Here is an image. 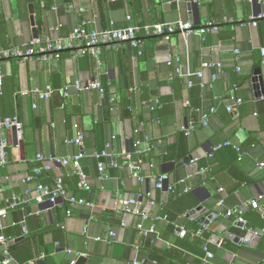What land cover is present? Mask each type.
Wrapping results in <instances>:
<instances>
[{
  "label": "crops",
  "instance_id": "obj_1",
  "mask_svg": "<svg viewBox=\"0 0 264 264\" xmlns=\"http://www.w3.org/2000/svg\"><path fill=\"white\" fill-rule=\"evenodd\" d=\"M263 3L0 0L4 49L27 50L36 39H64L83 23L87 30L143 29L188 22L198 28L214 23L220 29L204 38L177 33L169 42L139 33V48L126 45L104 50L97 57L65 51L59 59L47 61H3L2 115L17 117L23 123L21 139L15 129H0V144L5 145L9 160L8 165H0V202L7 214L4 233L16 257L10 264H71L81 257L85 264H132L134 260L143 264H264V236L258 233L255 247L238 242L247 229L226 216L228 210L241 208L256 230L263 222L248 205L257 201L264 210V94L257 97L262 88H255L253 82L258 69L264 81V20L253 26L254 18L264 14ZM165 45L170 47V55L159 49ZM168 56L185 74L203 72V78H192L196 85L189 88L191 78L174 75V67L166 61ZM95 81L106 90L104 95L99 90L74 87ZM45 93H50L49 99L41 98ZM230 93L243 99L234 115L226 110ZM157 95L164 105L160 122L155 117L157 112L150 109ZM187 101L204 111L217 108L207 127L201 113L197 115L186 106ZM140 121L145 122L152 140L161 141L143 166L144 181L122 166L120 158L118 167L112 159L103 158L108 178L100 181L94 158L108 142H112L109 152L113 156L128 150V141ZM191 122L197 128L187 136L181 128ZM78 133L85 134L81 164L90 190L79 188L71 167H54L37 181L24 183L41 165L39 155L46 162L53 157L78 155L81 150L68 144ZM225 142L231 145L211 158L213 148ZM237 148H242L244 155ZM188 157L193 161L185 164ZM199 166L206 167L208 173L199 174ZM159 175L169 176L176 193L155 188ZM60 176L65 178L71 196L87 199L95 207L72 206L64 199L48 211V202L34 192L39 183L53 185ZM184 189L189 192L184 193ZM120 196L138 199L141 209L152 218L170 216L175 222H159L154 234L141 231L137 228L139 217L118 208ZM14 198L17 206L9 203ZM200 208L207 211L193 218L191 214ZM207 215L213 219L209 225L201 224ZM151 223H144L145 230ZM220 240L224 243L218 246ZM205 244L214 254L212 260L206 259ZM42 255L45 258L39 260ZM34 259L36 263H32Z\"/></svg>",
  "mask_w": 264,
  "mask_h": 264
},
{
  "label": "built area",
  "instance_id": "obj_2",
  "mask_svg": "<svg viewBox=\"0 0 264 264\" xmlns=\"http://www.w3.org/2000/svg\"><path fill=\"white\" fill-rule=\"evenodd\" d=\"M128 20H131L128 17ZM264 20V14L256 16L254 18L253 26H258V21ZM219 27L214 23H208L204 28L195 29V26L188 23H181L176 26L173 25H165V24H154L152 26L145 27L143 29L136 28L134 26H129L125 29L121 30H100V29H91L87 30L86 23H83L81 26L75 28L66 38L64 39H52L47 37L45 39H36L31 43V46L27 50H21L20 48L15 49H4L1 46L0 39V129H15L17 131L18 137L22 138L23 131V123L17 117H5L2 115L1 111V98L3 95V84H4V73H3V61L11 58L23 59V60H32L37 58L39 60L47 61L51 57L59 59L61 55L65 51H74L76 53H89L94 56H99L102 54L104 50H116L126 45H131L135 48H139L140 41L138 40V34L143 33L145 36H157L162 38L165 42H169L171 38L177 34L181 33L183 36L187 37L189 35H195L201 38H204L206 35L211 33H218ZM141 53V52H140ZM239 53V51H238ZM262 64L264 65V49H262ZM168 66L174 67V63L170 60ZM174 75L180 77H188V87L193 88L195 86L192 78H203V72L196 73H188L185 74L181 67H174ZM217 79V76H213V81ZM202 87H205L204 84H200ZM77 90H99L102 95L105 94V90L98 82H90L86 86H81L79 83H76L74 86ZM212 87V86H211ZM237 90V89H235ZM25 94V93H24ZM50 93L41 94V98L49 99ZM156 104H159V99H155ZM229 105L226 107L228 113L234 115L237 114L239 108L243 104V99L237 97L236 95H231L229 98ZM186 106L189 107V102H186ZM153 108L151 109V111ZM217 112V108L212 107L208 112L202 114V123L204 127L209 125L211 117ZM141 127H144V123L141 124ZM197 125L194 122L189 123L186 126L181 128V131L189 136L191 135ZM152 138L149 134L145 136V140L143 145H147L145 148L139 142L136 143V146H141V148L137 151V154L142 155L143 153H150L157 148L161 141H154L151 143ZM85 134L78 133L74 138L68 140V144L80 149V153L73 157L59 158L53 157L49 162L45 161L44 156L39 155L37 157L38 161L41 165L34 170V175L27 177L24 183H32L37 181V178L41 176L45 172L51 171L54 167H71L74 170V173L79 177L80 183L79 188L81 190L87 191L90 190V184L88 182V178L83 171L81 160L83 158L82 150L84 148ZM230 142H225L224 144H219L213 148L212 153L210 154L211 158L215 157V154L219 152L223 147L230 146ZM112 148V142H108L104 151H102L99 155H97L98 159H112V164L115 167L120 166L117 164V158L121 159V165L128 167L131 173L138 178L140 182L144 181V178L141 176L142 172V160H133L132 155L126 150L120 155L113 156L110 154L109 150ZM238 153L242 156V150L237 148ZM123 160V161H122ZM195 163V162H193ZM9 164L7 151L5 145L3 143L0 144V165L6 166ZM107 166L104 161H100L98 164V170L100 172L99 180L104 181L108 178L106 173ZM207 168H203L199 170V174L204 175L208 173ZM155 188L157 190H168L171 193H176V186H174L170 182V178L167 175H159L155 180ZM221 191H223L221 189ZM184 193H188L189 189H184ZM32 192L30 190L27 191V194L30 195ZM39 199L48 202L50 205L48 211L52 210L55 206L59 204L61 200L68 199L72 206L81 205L89 208H94L95 204L91 201H88L84 198H76L69 194L65 184V178L63 176L58 177L55 180L53 185H45L39 183L36 187L35 192ZM140 195L139 197H141ZM224 200L220 201V204H224ZM12 206H17L18 200L14 198L11 202H9ZM249 207L253 210H258L263 213L261 205L257 201H251ZM118 208L125 213H130L134 216L139 217L140 223L137 225V228L144 232L149 233H157V224L162 221H167L168 217H154L152 218L148 213L144 212L141 209V203L138 199L133 198H124L123 196L119 197L118 200ZM244 210L239 208L235 210H228L226 216L229 218H235L238 223H241L245 226L246 229V221L244 220ZM6 211L1 208L0 202V247L2 248L3 256L0 259V264H10L14 261L13 257L10 254V241L5 236L4 233V220L6 218ZM68 215H71V212H68ZM151 221L150 228L145 230L144 223ZM64 228V227H63ZM85 232H88V226L85 227ZM254 231H248V234ZM199 234L202 232L199 231ZM255 235H258V232H254ZM248 234L246 236L241 237L240 239L245 243L249 244ZM114 236V235H113ZM230 238H234V235H230ZM95 240L99 241V238ZM223 240L218 241L217 245L221 246L223 244ZM206 253V259L212 260L214 258V254L209 250L206 246L204 248ZM45 258V255H42L39 260ZM77 259L73 260L71 264H77ZM33 261L32 263H35ZM132 264H143V262L139 260H134Z\"/></svg>",
  "mask_w": 264,
  "mask_h": 264
},
{
  "label": "trees",
  "instance_id": "obj_3",
  "mask_svg": "<svg viewBox=\"0 0 264 264\" xmlns=\"http://www.w3.org/2000/svg\"><path fill=\"white\" fill-rule=\"evenodd\" d=\"M105 92H106V90H105ZM230 96H231V93L227 97V100L230 98ZM156 97L159 99V104H155V102H154V104L151 105L150 109L153 108V110H152L153 113L154 112H157V114L155 115V117H156L157 121L160 122L164 118V112L162 111L164 109V108H162L164 105H162L163 99L160 98L158 95ZM188 102H189V107L188 108L191 109V110H193V111H195L197 115L199 113H201V116H202L203 113L208 112V111L202 110L200 107L194 106L190 101H188ZM128 110L131 112L132 111V108L131 107H128ZM141 123H145V122L144 121H140L139 124L136 126V128L134 129V132H133L132 137L128 141L127 149H128V152L132 155L133 160H135V161L142 160V165L141 166H142V170H143V166L146 165L149 162L148 159L150 158V154L153 151L150 152V153H143L142 155L137 154V151L141 148V146H136V143L139 142V143H141L143 145L144 140H145V136L148 134L146 132L147 130L144 127H141L140 126ZM153 142H154V140H151V143H153ZM241 150H243V149L241 148ZM101 160H103V159L94 158L95 166H96L97 169H98V164H99V162ZM151 165H153V164H150V167H151ZM203 168H206V167L199 166V170L200 169H203ZM78 179H79V177H78ZM65 183H66V180H65ZM78 183H80V179L78 180ZM249 210L252 211V212H256L255 214H257V216H259V218L263 221L262 222V225H260V229H258V230H256L255 228H253L251 226V224H250V220L248 219L247 212H244V220L246 221V225H247L246 229L247 230L246 231H243L242 234H240V235L246 236V232L248 230H251V231H254V232L261 233L264 236V215H262V213L259 212L258 210H253V209H249ZM232 219H234L236 221L235 218H232ZM168 220H169V222L171 224H173L175 222V218L174 217L168 216ZM197 231H199V230H197ZM226 243L229 245L231 243V239L226 240ZM206 245L207 244H205L203 247H205ZM9 250H10V254L13 257V259H16L15 255H14V252L12 250V246H10V249ZM261 250H264V249L261 247ZM171 252H174V251H171ZM171 252H168V253L171 254ZM0 259H1V257H0ZM33 261H36L37 262V259L32 260V262ZM20 264H23V263H20Z\"/></svg>",
  "mask_w": 264,
  "mask_h": 264
},
{
  "label": "water",
  "instance_id": "obj_4",
  "mask_svg": "<svg viewBox=\"0 0 264 264\" xmlns=\"http://www.w3.org/2000/svg\"><path fill=\"white\" fill-rule=\"evenodd\" d=\"M252 3L254 4V2H256L257 0H251ZM264 7V3L262 5ZM195 29H198V27L195 26ZM160 38V37H158ZM159 49H164V50H167V53H169L170 55V47L168 45H165ZM167 63L170 61V56L167 57L166 59ZM253 82L255 84V88H258L259 86L262 88V93L261 94H257V97H261L260 95H263L264 94V81H263V76H262V70L261 69H258L256 72H255V77L253 78ZM259 85V86H258ZM193 161V158L192 157H188L184 163L185 164H190L191 162ZM207 209H204V208H200L199 210H197V212L191 214V216L193 218H195L197 215H202L204 212H206ZM212 216L211 215H207L206 218H202L200 220V223L203 224V225H209V221L212 220ZM238 225L242 228H245V226L241 223H238ZM248 239L250 240V246L252 247H255L256 245V242L257 240L259 239V235H255L254 232H250L249 235H248ZM237 241L238 242H241V239L240 238H237ZM86 260L84 259V257H81L78 261H77V264H85Z\"/></svg>",
  "mask_w": 264,
  "mask_h": 264
}]
</instances>
